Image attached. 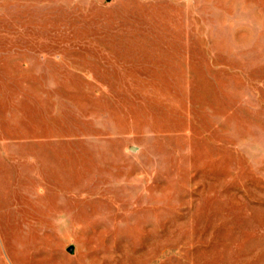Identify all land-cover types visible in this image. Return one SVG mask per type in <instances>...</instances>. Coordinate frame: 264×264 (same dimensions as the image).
<instances>
[{"label": "rangeland", "instance_id": "374dc122", "mask_svg": "<svg viewBox=\"0 0 264 264\" xmlns=\"http://www.w3.org/2000/svg\"><path fill=\"white\" fill-rule=\"evenodd\" d=\"M0 264H264V0H0Z\"/></svg>", "mask_w": 264, "mask_h": 264}, {"label": "water", "instance_id": "95a60500", "mask_svg": "<svg viewBox=\"0 0 264 264\" xmlns=\"http://www.w3.org/2000/svg\"><path fill=\"white\" fill-rule=\"evenodd\" d=\"M68 250L72 251L73 250V246L72 245L68 246Z\"/></svg>", "mask_w": 264, "mask_h": 264}]
</instances>
